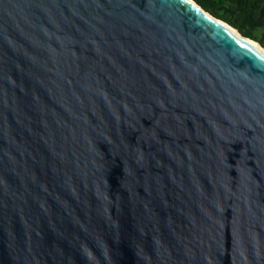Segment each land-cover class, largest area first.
<instances>
[{"label": "water", "instance_id": "1", "mask_svg": "<svg viewBox=\"0 0 264 264\" xmlns=\"http://www.w3.org/2000/svg\"><path fill=\"white\" fill-rule=\"evenodd\" d=\"M223 22L0 0V264H264V55Z\"/></svg>", "mask_w": 264, "mask_h": 264}, {"label": "trees", "instance_id": "2", "mask_svg": "<svg viewBox=\"0 0 264 264\" xmlns=\"http://www.w3.org/2000/svg\"><path fill=\"white\" fill-rule=\"evenodd\" d=\"M202 5L206 10L210 11L217 17L225 20L230 25L237 28L243 35L252 40H257L264 47V43L257 39L251 32L241 28V20L251 14L255 9L260 8L264 0H195ZM229 8L226 11L220 12L221 8ZM233 9H232V8ZM256 41V42H257Z\"/></svg>", "mask_w": 264, "mask_h": 264}, {"label": "rangeland", "instance_id": "3", "mask_svg": "<svg viewBox=\"0 0 264 264\" xmlns=\"http://www.w3.org/2000/svg\"><path fill=\"white\" fill-rule=\"evenodd\" d=\"M228 9L229 8H226L225 6L224 8L220 9V12L226 11ZM240 26L243 30L251 32L255 37H257L258 40L264 43V2L260 8L255 9L251 14L245 16L241 20ZM257 42L261 45L259 41Z\"/></svg>", "mask_w": 264, "mask_h": 264}, {"label": "bare ground", "instance_id": "4", "mask_svg": "<svg viewBox=\"0 0 264 264\" xmlns=\"http://www.w3.org/2000/svg\"><path fill=\"white\" fill-rule=\"evenodd\" d=\"M224 25L230 29L231 32H233L234 34H236L237 36H240V33L238 32L237 29H235L233 26L223 22ZM245 40L250 43L251 45H253V47H255V49H257L262 55H264V48L256 41L246 37Z\"/></svg>", "mask_w": 264, "mask_h": 264}]
</instances>
